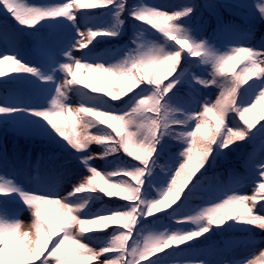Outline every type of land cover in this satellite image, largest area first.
<instances>
[{"label": "snow or ice", "instance_id": "1", "mask_svg": "<svg viewBox=\"0 0 264 264\" xmlns=\"http://www.w3.org/2000/svg\"><path fill=\"white\" fill-rule=\"evenodd\" d=\"M198 7L0 0V126L57 149L43 179L0 171V264H264L232 258L264 245V0L205 4L210 36ZM241 142L243 171L206 186Z\"/></svg>", "mask_w": 264, "mask_h": 264}, {"label": "trees", "instance_id": "2", "mask_svg": "<svg viewBox=\"0 0 264 264\" xmlns=\"http://www.w3.org/2000/svg\"><path fill=\"white\" fill-rule=\"evenodd\" d=\"M153 1L154 5L162 6L166 10H170L171 8L177 7L182 3L188 2V0H151ZM192 3H195L196 5H199L196 16L202 17L203 21H207L206 28L204 30L205 36H210L213 33V28L217 24V19L215 16L210 15L209 11L204 8L203 6L208 3L212 4H220L223 3L222 0H191ZM129 3H132V0H129ZM97 12L101 10H95ZM219 12V15L223 21V23H231L234 25H237L240 27V29H246L247 28V22L241 17V15L235 16L232 15L229 10H225L223 8L217 9ZM239 11V10H237ZM5 17L2 13H0V21H3ZM195 19V18H194ZM7 23L9 25H14V21L11 18H8ZM131 21H129V24L126 25V32L125 34L119 39L111 41V44H123L126 42L129 38V35L131 34V28H130ZM260 22H253V32L256 31L257 27L259 26ZM259 39L261 37H264V30L259 32ZM106 44H100L98 45V48H104L106 47ZM216 90H213V93L215 94ZM9 92V87L0 82V100H2ZM214 99V98H212ZM238 122L239 118H235ZM230 126H232L231 122ZM94 147L98 149L97 146L94 145ZM257 150H259V142H257ZM251 151V145L244 144V143H238L234 150L228 153L227 159L223 161H218L217 167L215 169H209L207 175L210 179L205 180V185H216L218 182H227L229 179L230 171L233 170V174L236 172H242L243 169L241 167V160L244 158V156L247 155V153ZM8 155L11 159H19L21 160L23 165H26V168L22 170L24 176L28 177H41V173L44 172V170L48 169L50 166H52L53 170V164L49 160V157L57 152V149L49 144L47 141L39 138V137H33L29 135H24L16 132L13 128L10 126L8 127V131H1L0 130V153H5ZM239 157V158H238ZM37 159V175L33 174V170L30 166L32 164V160L34 162V159ZM102 161H100L99 166H102ZM16 164L10 161V164L8 163V166H11L14 168ZM23 176V177H24ZM42 179V178H41ZM259 182L258 180L256 181ZM254 187V183L252 180L245 181V185L239 189L240 194L244 195H252V189ZM199 201H193V203H198ZM258 203H264L262 201H258ZM151 219V218H149ZM257 235H264V233H260L257 231ZM235 238L242 239V234H235ZM216 239H220V237H216ZM264 245H257L255 249H249L246 246H236L234 248L232 253V258H240L243 256H248L251 258V255H249L250 251L254 255L259 254V249Z\"/></svg>", "mask_w": 264, "mask_h": 264}, {"label": "rangeland", "instance_id": "3", "mask_svg": "<svg viewBox=\"0 0 264 264\" xmlns=\"http://www.w3.org/2000/svg\"><path fill=\"white\" fill-rule=\"evenodd\" d=\"M147 2L153 4V1H151V0H147ZM230 2H240V0H230ZM245 2L252 3V2H254V0H245ZM262 30H264V23H261V22H260V24H259V26L257 27L256 31L253 32V38H252L251 41H250V43H251L252 45H254V46H256V47H259V41H260L261 39H259L260 37H258V36H259V32L262 31ZM76 54L79 55V53H76ZM214 95H215V94L213 93L212 98H214ZM77 99H78V98L76 97L75 94H72V95L70 96V102H71L73 105L76 104ZM2 127L4 128L5 126H2ZM91 150H92L93 152H97V151H98V150L94 147V145L92 146V149H91ZM7 160H8V163H9V164H10V161H12V162L15 163L16 165L14 166V168H12L11 166H8L7 168H4V167L0 166V171H8V172L16 171V172L18 173L19 177H20L21 179H23V176H24V175H23L22 170H24V169L26 168V165H23L22 162H21V160H19V159H11L8 155H7ZM32 161H33V160H32ZM32 163H33V162H32ZM94 163H96L97 166H99L100 161L97 160V161H95ZM30 166H33V164H30ZM72 171H73L74 173H76V174H79V172L81 171V169H79L77 166L73 165V166H72ZM51 172H52V166H50L48 169L44 170V172L41 173V177H40V178H42V179L45 178V177H46L47 175H49ZM26 186H28V185H26ZM62 187H67V183L65 182V183L62 185ZM27 217H28V213H27V212L23 213V218L27 219Z\"/></svg>", "mask_w": 264, "mask_h": 264}]
</instances>
